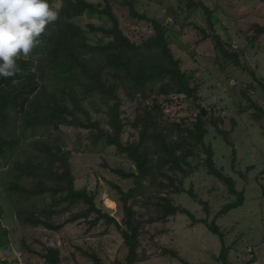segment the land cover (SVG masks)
I'll list each match as a JSON object with an SVG mask.
<instances>
[{
    "label": "rangeland",
    "instance_id": "rangeland-1",
    "mask_svg": "<svg viewBox=\"0 0 264 264\" xmlns=\"http://www.w3.org/2000/svg\"><path fill=\"white\" fill-rule=\"evenodd\" d=\"M104 4V0H87ZM113 13L123 34L135 44L153 35L146 23L133 20L122 0H110ZM202 2L214 12V34L219 36L231 53L239 56V68L224 60L212 39L201 40L195 29L199 27L211 33L201 9H188L185 0H137L136 9L156 19L166 30L170 49L181 68L188 74L191 86L197 88L199 103L217 122L218 128L227 132L232 146L225 144L223 137L209 124L205 144L214 151L216 167L235 182L238 192L244 193L241 207L217 217L228 204L236 201L227 188L217 179L210 177L204 167L205 157L200 150L184 166L185 174L169 172L174 186L167 191L157 192L153 188L146 197L133 204L134 223L139 224L138 247L133 264H221L218 256L222 248L219 236L208 230L205 224L214 222L224 235V244L229 248L228 264H264V118L256 120V110L263 108L264 93L258 80L264 84V33L256 27H264V0H195ZM100 25L101 21L87 16L78 24ZM122 119L125 123L122 141L136 142L138 131L133 127L141 109L151 106L152 99L145 102L129 101L123 96ZM166 100H170V103ZM161 113V126L180 124L190 128L197 111L194 103L183 96L157 97ZM84 102L93 120L106 127L105 107ZM80 119L83 117L78 115ZM20 128L15 132L20 134ZM30 132L21 139V156L32 153L29 146ZM39 136L35 138H39ZM60 138L64 149L72 153L71 166L77 190L97 193L96 207L122 224L124 218L119 195L113 186L124 192L134 187L132 180H124L113 170L134 172L133 164L116 155L113 148L95 147L90 142V132L81 128L60 127L51 130L44 140ZM24 151V153H23ZM234 152V154H233ZM0 163V208L3 210L2 226L10 233L5 249H0V260L8 264H46L42 254L46 248L58 249L60 264H127L130 255L121 234L111 224L101 220L90 227L84 219L65 225L59 232L22 225L15 215L13 201L7 203L9 181L8 170ZM165 186L169 181L159 180ZM179 189L181 193L174 194ZM193 194L198 203L188 195ZM168 196L172 205L187 210L188 215H176L160 219L162 213L154 205L158 196ZM50 198L35 199L38 208H46ZM12 205V206H11ZM84 210L75 207L71 214ZM68 214L57 218L63 222ZM94 215L90 217L92 220ZM175 253L174 258L171 253Z\"/></svg>",
    "mask_w": 264,
    "mask_h": 264
},
{
    "label": "trees",
    "instance_id": "trees-1",
    "mask_svg": "<svg viewBox=\"0 0 264 264\" xmlns=\"http://www.w3.org/2000/svg\"><path fill=\"white\" fill-rule=\"evenodd\" d=\"M188 9H201L211 30L195 27L201 40L212 39L215 47L224 60L239 68V56L231 53L219 36L214 34L213 15L200 1L185 0ZM59 10V18L50 24L41 36V45L28 57H21L17 63L21 71L13 78H0V163L8 170L9 181L6 190L9 192L7 203L13 201L18 221L31 228H43L59 232L65 225L84 219L90 227L101 220L114 226L121 234L130 255L127 264H133V255L138 247L140 226L134 223L133 204L141 196L156 188L157 192L167 191L174 186V180L167 174L179 172L185 174L184 166L200 150L205 157L204 167L210 177L217 179L228 190L236 201L225 206L218 214L221 217L229 211L239 208L244 203V193L238 192L234 180L216 167L214 151L205 144L208 134L207 124L212 126L225 144L232 146L227 132L218 128L220 119H213L210 113L199 103L197 88L191 86L190 77L181 68L170 49L165 28L154 18L136 9L137 0H122L131 19L146 23L153 29V35L140 44H135L125 36L113 13L111 1L95 4L87 0H49ZM87 16L96 17L100 25L78 24ZM257 33H264V27L257 26ZM264 93V84L258 80ZM129 101L145 102L152 99L151 106L141 109L136 116L133 127L138 131L136 142L122 141L125 123L122 119L123 98ZM183 96L194 103L197 111L190 128L180 124L161 126L158 114L161 113L157 97L169 95ZM97 99L105 107L106 127L99 120H93L83 103L93 105ZM170 103V100H166ZM256 110V120L264 118L263 108L252 106ZM78 115L83 118L80 119ZM81 128L90 132L93 146L113 148L116 155L130 161L134 172L113 170L124 180H132L134 187L127 192L113 186L119 195L123 210L122 224L98 209L95 204L97 193L77 190L72 171V153L64 149L60 138L44 140L51 130L59 132L60 127ZM20 130V134L15 132ZM30 132L29 143L32 153L21 156V139ZM39 138H35L39 136ZM24 153V151H23ZM234 154V152H233ZM169 181L168 186L159 180ZM264 195V180H263ZM181 191L176 189L174 194ZM188 195L196 202L202 203L189 190ZM49 196V205L38 208L35 199ZM11 205V206H12ZM162 213L160 219L176 215L191 214L172 205L168 196L161 194L154 204ZM78 206L84 210L71 214ZM68 214L63 222L56 220ZM94 215L92 220H89ZM3 210L0 208V218ZM201 223L208 230L219 236L222 248L218 256L221 264H228L229 248L224 244V235L214 222ZM9 231L0 221V249H5L9 241ZM177 258L175 253H171ZM46 264H60L58 249L46 248L41 255ZM96 264L99 262L92 257ZM0 264H8L1 261ZM118 264V263H116Z\"/></svg>",
    "mask_w": 264,
    "mask_h": 264
},
{
    "label": "clouds",
    "instance_id": "clouds-1",
    "mask_svg": "<svg viewBox=\"0 0 264 264\" xmlns=\"http://www.w3.org/2000/svg\"><path fill=\"white\" fill-rule=\"evenodd\" d=\"M58 18L49 0H0V78L21 71L17 61L41 45L42 34Z\"/></svg>",
    "mask_w": 264,
    "mask_h": 264
}]
</instances>
